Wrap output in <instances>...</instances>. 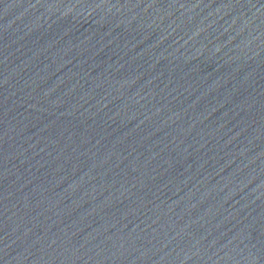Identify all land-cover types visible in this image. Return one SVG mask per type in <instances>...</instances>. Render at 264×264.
<instances>
[{
    "label": "water",
    "instance_id": "obj_1",
    "mask_svg": "<svg viewBox=\"0 0 264 264\" xmlns=\"http://www.w3.org/2000/svg\"><path fill=\"white\" fill-rule=\"evenodd\" d=\"M0 264H264V0H0Z\"/></svg>",
    "mask_w": 264,
    "mask_h": 264
}]
</instances>
